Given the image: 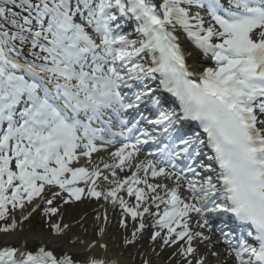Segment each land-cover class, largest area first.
Returning <instances> with one entry per match:
<instances>
[{"label":"snow or ice","instance_id":"1","mask_svg":"<svg viewBox=\"0 0 264 264\" xmlns=\"http://www.w3.org/2000/svg\"><path fill=\"white\" fill-rule=\"evenodd\" d=\"M106 206L125 250L264 264V0H0V233L44 218L0 264H124Z\"/></svg>","mask_w":264,"mask_h":264},{"label":"bare ground","instance_id":"2","mask_svg":"<svg viewBox=\"0 0 264 264\" xmlns=\"http://www.w3.org/2000/svg\"><path fill=\"white\" fill-rule=\"evenodd\" d=\"M80 204L81 206L79 207V209H64V222L73 225L74 234L81 235L83 233V229L76 225V221H79L81 217H84L86 221L84 227L88 229L89 238H91L93 227L97 223L95 217L98 212L104 211V208L101 207L103 201L97 202L95 200H84ZM106 207L110 219V223L107 225V235L105 237L109 245V251L107 253L109 256L119 257L123 260L124 264H141V256L138 255L137 258H135V256L138 253H142L147 258L151 259L152 264H176V261H169L168 263L166 262L167 259H170L165 258L166 255L164 254L165 251H168V249H165L163 252H161L159 256H157L156 253L151 252L150 241L146 240V236H144L135 247H131L125 250L121 243L123 231H121V229L117 225V220L119 219V212L117 211L116 213H113L110 206ZM17 215L19 216V213H17ZM25 223L21 225L23 229L22 232L18 231L16 233L10 234L0 233V246L18 243V241L23 237L31 238L33 234L41 231L39 229H36L34 225L27 227ZM221 245H223V243L219 233L217 232L213 236V239L211 241L205 242L204 244L197 243L196 246L198 247V250L203 249L204 254L209 251H216L217 248H219ZM157 252H160L159 248H157ZM218 252L221 253L220 251ZM226 259V256H220L219 260L209 258V264H224V261ZM228 264H231V260H228Z\"/></svg>","mask_w":264,"mask_h":264},{"label":"rangeland","instance_id":"3","mask_svg":"<svg viewBox=\"0 0 264 264\" xmlns=\"http://www.w3.org/2000/svg\"><path fill=\"white\" fill-rule=\"evenodd\" d=\"M80 203H82V202H77V203L72 204V205L64 206V208L62 209V211H64V209H66V210L67 209H71V210L79 209V207L81 206ZM43 220H44V218H43V214H42V210H41V211H38L36 214H34L32 216V218L29 221H27L25 224H26L27 227H30V226H33L34 225L36 227V229L42 230L44 228ZM117 221H119V219ZM121 231H123V230L121 229ZM144 236H146V240H148L147 239V236H148V233L147 232L144 234ZM173 251H174V249H168V251H165V253H164L166 255L165 258H170L172 256V252ZM137 256H138V254L135 256V258H137ZM169 261H170V259H167L166 260L167 263Z\"/></svg>","mask_w":264,"mask_h":264}]
</instances>
